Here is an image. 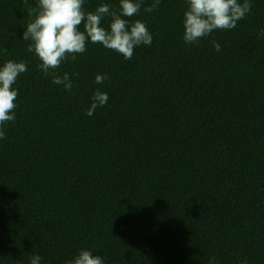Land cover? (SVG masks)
Listing matches in <instances>:
<instances>
[{"label":"trees","instance_id":"obj_1","mask_svg":"<svg viewBox=\"0 0 264 264\" xmlns=\"http://www.w3.org/2000/svg\"><path fill=\"white\" fill-rule=\"evenodd\" d=\"M102 3L119 7H83ZM151 3L128 18L151 45L126 60L89 41L56 70L68 92L27 51L24 0H0V67L28 69L0 140V264H65L80 249L104 264H264V0L196 44L186 0ZM96 89L108 101L89 116Z\"/></svg>","mask_w":264,"mask_h":264},{"label":"clouds","instance_id":"obj_2","mask_svg":"<svg viewBox=\"0 0 264 264\" xmlns=\"http://www.w3.org/2000/svg\"><path fill=\"white\" fill-rule=\"evenodd\" d=\"M85 0H37L35 6L27 5L28 21L22 40L27 42V51L33 53L40 61L37 67L44 75L52 76V83L62 85L65 91L71 92L73 81L69 73L60 75L56 70L61 64L71 59L75 61L78 54L87 50L89 41L99 43L109 50L130 60L136 47L150 46L152 35L145 22L128 18L138 16L144 0H119V7L100 4L95 11L84 10ZM161 0H152L144 12L155 11ZM187 7L183 13V40L196 44L200 39L210 36L218 30H231L237 22L251 12V0H186ZM105 17L110 18L109 28L102 25ZM83 25V30L80 26ZM264 37V28L258 32ZM213 47L219 51L221 46L215 40ZM8 54V50L0 49ZM25 61L8 59L0 67V140L5 139L3 127L14 122L17 107L18 90L14 87L21 74L27 72ZM78 75V74H77ZM108 79L107 74H97L95 83L101 84ZM108 95L96 89L91 97V104L85 110L86 115H93L98 107L104 106ZM42 257L32 255L30 264H40ZM65 264H104L100 255H93L88 249H80Z\"/></svg>","mask_w":264,"mask_h":264}]
</instances>
